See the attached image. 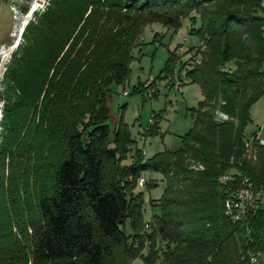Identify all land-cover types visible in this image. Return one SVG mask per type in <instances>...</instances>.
<instances>
[{"label":"trees","instance_id":"1","mask_svg":"<svg viewBox=\"0 0 264 264\" xmlns=\"http://www.w3.org/2000/svg\"><path fill=\"white\" fill-rule=\"evenodd\" d=\"M185 19L200 59L176 72L171 51L152 86L131 94L176 74L203 100L182 148L146 158L123 112L109 124L110 88L128 84L146 27L177 31ZM26 29L5 72L3 110L0 93V264H250L264 247V208L234 223L223 178L264 188V145L246 135L264 97L263 0H51ZM37 165L43 176L31 181ZM146 172L165 182L150 233L137 191Z\"/></svg>","mask_w":264,"mask_h":264},{"label":"rangeland","instance_id":"2","mask_svg":"<svg viewBox=\"0 0 264 264\" xmlns=\"http://www.w3.org/2000/svg\"><path fill=\"white\" fill-rule=\"evenodd\" d=\"M30 3L26 0H0V93L3 94L1 109L6 103L4 93L6 92L5 72L8 70L19 48L25 44L26 27L37 24L38 18L46 12L51 0H37L35 4L38 10L30 17L23 13H29ZM264 3V0H263ZM32 4V3H31ZM28 5V9L25 6ZM33 6V4H32ZM28 19V20H27ZM191 24L189 19L182 22L179 30L163 27L161 24H152L144 29L137 47L133 51L134 59L131 63V75L128 84L119 86L112 85L108 105L111 108V119L109 124L114 127L115 122L124 113L125 122L130 126L132 135L139 147L143 149V155L151 158L165 150L177 151L182 148L184 137L193 127V119L190 109L197 108L203 100L200 87L192 84L184 78L175 74L174 79L161 80L145 94H131L133 87L140 82L144 86L151 87L155 79L159 77L169 58L170 52L175 51L178 56L177 71L182 63L188 62L192 57L197 60L198 48L201 47L200 40L189 34ZM21 30V32H20ZM159 39L155 42V36ZM14 46L8 48L9 46ZM2 57H4L2 59ZM178 85L181 86V90ZM157 91L159 96L152 98L153 92ZM0 110V118L4 115ZM162 113L160 128L156 136H147L149 128L155 123L154 115ZM219 118L221 114H219ZM251 123L246 129V135L257 133L259 139L264 142V97L259 100L251 110ZM3 137L0 134V145ZM28 175L31 181L40 174V165L29 169ZM7 175V173H6ZM9 176V175H8ZM163 175L156 172H146L139 181L137 191L144 193L145 204V231L152 232L151 221L153 216L160 214L158 206H153L151 201L159 200L165 190ZM155 182L157 186L153 189L147 187L148 182ZM135 263L142 264L140 260Z\"/></svg>","mask_w":264,"mask_h":264},{"label":"built area","instance_id":"3","mask_svg":"<svg viewBox=\"0 0 264 264\" xmlns=\"http://www.w3.org/2000/svg\"><path fill=\"white\" fill-rule=\"evenodd\" d=\"M181 90V86L178 85ZM223 119H228L221 114ZM260 144L264 142L260 140ZM250 146V143H247ZM223 182L226 185L225 194V215L234 223L244 222L251 212L264 208V188L255 193L253 184L248 178H241L239 181L233 177V174L224 176ZM250 264H264V247L256 253L249 254Z\"/></svg>","mask_w":264,"mask_h":264},{"label":"clouds","instance_id":"4","mask_svg":"<svg viewBox=\"0 0 264 264\" xmlns=\"http://www.w3.org/2000/svg\"><path fill=\"white\" fill-rule=\"evenodd\" d=\"M37 0H26V2H34L36 3ZM32 8L30 9L29 13H27V16H31L32 14H34L37 10H38V7L35 6V4L33 6H31ZM26 9H28V5L25 6ZM28 20V19H27ZM21 32V30H20ZM13 45L12 46H9L8 48H6V50H8L9 48H12L11 51L13 50ZM4 57H2L3 59Z\"/></svg>","mask_w":264,"mask_h":264}]
</instances>
